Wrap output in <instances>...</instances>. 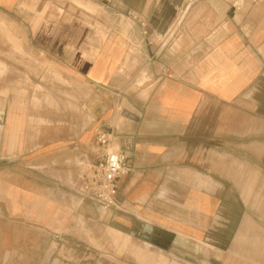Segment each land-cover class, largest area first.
<instances>
[{"label":"crops","instance_id":"obj_1","mask_svg":"<svg viewBox=\"0 0 264 264\" xmlns=\"http://www.w3.org/2000/svg\"><path fill=\"white\" fill-rule=\"evenodd\" d=\"M21 1L34 0L0 9L39 17L30 46L94 91L88 118L0 104V264H54L55 243L84 241L66 235L71 218L94 210L145 241L171 221L180 241H205L206 264H264V0H75L99 10L82 19L92 26L49 19L52 0ZM100 129L127 155L122 211L79 195Z\"/></svg>","mask_w":264,"mask_h":264},{"label":"rangeland","instance_id":"obj_2","mask_svg":"<svg viewBox=\"0 0 264 264\" xmlns=\"http://www.w3.org/2000/svg\"><path fill=\"white\" fill-rule=\"evenodd\" d=\"M39 1H21L19 7L35 11ZM52 6L48 16L53 21L70 22L73 15L81 18L79 24L83 25L85 22L86 25H91L92 23L82 19H92L93 16L97 19L100 15L98 9L92 11L89 9L92 6L87 4L85 7L75 0H52ZM14 13L13 9H0V15L5 16L3 20L5 19L6 28L19 38L21 45L19 48L15 47L10 42L13 40L11 36L0 27L1 106L15 103L23 105L20 112L27 113V117L34 116L36 112L45 114V110H49L53 112V118L56 120H63L58 114L64 113L65 119L70 117L71 120L74 116L86 114L89 109V97L94 91L93 86L85 81L74 67L63 66L56 61L53 64L66 80L62 82L60 74L49 64L45 53L30 46L34 37L31 29H34L35 21H38L39 17L18 18ZM121 80L123 82L120 81V84H124L125 78L121 77ZM121 89H125L124 85ZM13 116L15 118L9 121L8 127H15L18 131V121H21L22 117ZM111 225L113 224L104 221V218L103 221H98L95 210L93 214H88L84 221L81 216L72 217L66 235L71 238L79 234L84 241L55 243L54 264H206L205 241H180L174 234L171 221L167 220L164 229L155 228L150 231L148 241L142 240L146 237L123 233ZM209 244L211 246V243ZM234 244L236 243L232 245ZM228 246L227 242L213 243L214 251H221L223 247Z\"/></svg>","mask_w":264,"mask_h":264},{"label":"built area","instance_id":"obj_3","mask_svg":"<svg viewBox=\"0 0 264 264\" xmlns=\"http://www.w3.org/2000/svg\"><path fill=\"white\" fill-rule=\"evenodd\" d=\"M129 170L126 153L111 149V133L105 129L98 130L92 158L83 166L80 197L94 200L105 213L122 211L117 202V180Z\"/></svg>","mask_w":264,"mask_h":264},{"label":"bare ground","instance_id":"obj_4","mask_svg":"<svg viewBox=\"0 0 264 264\" xmlns=\"http://www.w3.org/2000/svg\"><path fill=\"white\" fill-rule=\"evenodd\" d=\"M90 5V4H88ZM91 6V5H90ZM0 27L4 28L5 32L11 36V34L8 32V30L3 26V22H0ZM11 38L14 40V38L11 36ZM15 117L12 115L10 117H8V124H9V121H11L12 119H14ZM114 146V145H113ZM114 148V147H111V149Z\"/></svg>","mask_w":264,"mask_h":264}]
</instances>
